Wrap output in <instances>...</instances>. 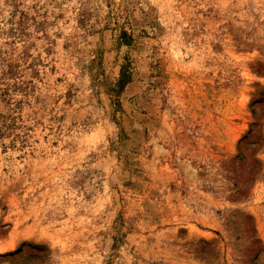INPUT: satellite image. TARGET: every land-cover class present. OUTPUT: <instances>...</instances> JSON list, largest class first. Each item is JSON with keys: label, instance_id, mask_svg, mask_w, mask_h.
I'll return each instance as SVG.
<instances>
[{"label": "rangeland", "instance_id": "obj_1", "mask_svg": "<svg viewBox=\"0 0 264 264\" xmlns=\"http://www.w3.org/2000/svg\"><path fill=\"white\" fill-rule=\"evenodd\" d=\"M0 264H264V0H0Z\"/></svg>", "mask_w": 264, "mask_h": 264}]
</instances>
